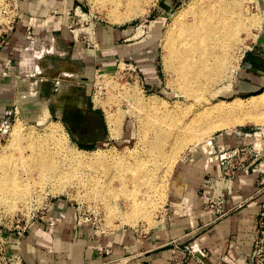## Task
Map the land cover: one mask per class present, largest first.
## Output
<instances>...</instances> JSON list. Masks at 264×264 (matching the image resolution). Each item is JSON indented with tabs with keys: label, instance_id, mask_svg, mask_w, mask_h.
I'll use <instances>...</instances> for the list:
<instances>
[{
	"label": "crops",
	"instance_id": "0c3cea01",
	"mask_svg": "<svg viewBox=\"0 0 264 264\" xmlns=\"http://www.w3.org/2000/svg\"><path fill=\"white\" fill-rule=\"evenodd\" d=\"M84 6V0H20L21 17L4 36L0 47V123L16 105L18 84L27 86L23 75L29 71L21 72L16 64L32 36L52 35L63 45L66 58L82 66L99 64L111 69L118 61L135 60L142 53L140 44L144 41H132L130 29L94 27L99 47L88 46L78 34L87 27L74 29L79 25L76 13ZM262 28L258 41H262L264 25ZM90 30L87 28L86 32L92 38ZM151 38L156 41L154 35L147 40ZM124 39L130 43L121 44ZM39 40L40 52L46 53L52 44L57 46L53 38ZM246 58L245 71L251 75L246 78L247 74L242 73V79L247 81L239 89L247 87L249 93H256L263 83L264 54L257 50L249 52ZM155 77L152 72V78ZM63 84L67 90L58 95L72 102L68 109H72L76 118L71 127L74 139L86 146L118 140L104 109L77 99L69 85ZM122 134L120 139L129 138L127 131ZM241 134H223L214 140V145L232 149L256 140L246 137L248 133ZM210 150L191 151L175 165L165 215L151 230L122 227L105 232L82 225L75 208L66 201L52 200L44 214L31 220L26 229H2L0 264H252L256 220L264 199V172L251 169L239 172L229 190L222 179L220 162L213 159ZM260 161L254 160L252 165ZM203 193L224 195L227 198L224 208L229 214L217 219L213 209L202 207ZM191 245L201 248L206 255L190 257L187 248Z\"/></svg>",
	"mask_w": 264,
	"mask_h": 264
},
{
	"label": "bare ground",
	"instance_id": "6f19581e",
	"mask_svg": "<svg viewBox=\"0 0 264 264\" xmlns=\"http://www.w3.org/2000/svg\"><path fill=\"white\" fill-rule=\"evenodd\" d=\"M122 1L93 0L91 2L95 6L99 4L100 7L109 6V18L113 21L125 22L135 17V15L143 13V9L139 7L137 0H127L124 4H122ZM147 1L150 2L151 0ZM100 2L103 3V6ZM120 5H126L127 10L124 15H120ZM251 10L254 11V8L252 9L250 0H190L176 13L164 36L167 69L168 72L170 71L177 76L176 86L179 88L178 90L192 101L193 105L196 106V101L202 102L197 109H191L192 106L189 107L188 112H186L188 107L184 109L187 113L185 114L186 117L183 116L184 118H178L179 115L175 113L173 115L167 114V116L166 114L165 116L160 114V116L155 113V111L159 112L158 110L161 108H159L158 99L152 97L146 100L140 97L139 93H131L126 90L128 97L139 107L138 112L142 109L150 110L152 113V116L148 117L146 121L143 120L144 118L139 119L142 124V132L139 137L141 145L144 146L143 149L141 145H138L131 149L128 155L99 153L92 158L81 154L82 150H79L80 152L72 151L70 148L64 150V142L68 145L67 132L62 125L56 122L49 125L44 134H30L32 135L30 139L26 137L24 140L25 135L22 132L16 133L15 145L21 150V154L9 157L0 152V204L9 201L11 203L26 201L27 203L28 199L30 200L27 185L33 179L32 173L36 171L39 173L38 179L40 181L36 182V178L34 181L39 186L50 184L53 190L58 192L66 190L68 185L77 183L80 184L81 188L86 186L91 188V183L90 185L89 182L85 183L86 180L93 183L92 185L95 188L92 189H97L94 192L98 191L99 194L105 197L101 198L102 200H108L109 194L122 192L125 194V201H128V203L126 202L128 206L126 205L124 208L119 207V205L113 206L110 210L111 215L121 214L123 220L133 224L134 227L141 219L153 224L154 219L161 213V210H166L163 201L167 179L170 176L169 173L172 171L177 154L183 152L180 150L195 142L200 144L201 138L211 135L215 129L221 126L238 122L243 123L248 118L264 123V112L256 115L252 112L254 109L264 107V92L253 96L252 102L242 100L209 102L206 98L216 86L231 81L236 69L233 62L241 41L240 34L243 31L251 34L250 29L252 26L258 25L254 17L256 15L253 16ZM39 42L40 40L37 41L36 45L29 48L27 51L28 56L24 60V63L27 64L24 67H28L24 69L29 71V75H34L33 71L29 69L31 60L40 66L44 54L50 53L49 50L46 53L38 51L37 45ZM13 71H15V68ZM16 72L18 73L17 70ZM70 75L65 73L63 77ZM39 79L36 80V83L40 85L39 82L42 81V78ZM58 81H56V84L59 86ZM31 84L35 83L31 82L28 85ZM21 93L23 91L19 94L21 95ZM163 110L162 112H164ZM181 111L184 113L183 110ZM237 113L250 114L248 117L243 116L241 118L236 115ZM221 115L224 116L212 118V116ZM122 118L123 115L120 120ZM118 119L115 120L110 116L108 122L111 125L112 133L119 137V126L122 128L119 124L124 119L120 123ZM135 171L141 172L139 178L135 176ZM106 173H111L113 177L119 179L120 188L118 190L108 187V182L104 179ZM111 175L110 177H112ZM130 176L133 180L127 181ZM102 188L105 192H102ZM100 190L102 193L99 192ZM2 195H6L7 198L4 199ZM14 205L16 207V203ZM15 207L12 206L11 208Z\"/></svg>",
	"mask_w": 264,
	"mask_h": 264
},
{
	"label": "rangeland",
	"instance_id": "374dc122",
	"mask_svg": "<svg viewBox=\"0 0 264 264\" xmlns=\"http://www.w3.org/2000/svg\"><path fill=\"white\" fill-rule=\"evenodd\" d=\"M6 1L7 0H0V24L5 21L2 9L6 5ZM91 1L93 0H84L85 6L83 9V13L85 15H82L83 13H81V15L83 16L81 19V23L75 26L74 29L80 30L82 26L91 28L92 30H90V32L93 37L91 38L90 36H88V33L86 32L87 28L84 32L78 31L79 36H81L82 38L83 35L87 34L88 38L92 39L91 41H93V45L95 46V48H97L99 47V40L96 36L95 29L101 27H112L115 29H130L133 32L132 38L134 37L132 41H144L141 42L144 43L143 45L140 44L142 46L141 51L143 50L142 53L139 54L138 57L135 58V60H128L124 58L118 61L114 68L106 69L103 65L99 64H88L86 66H82L81 64L70 61L68 57L66 58V50L62 48L63 45H61V47L59 45V42L57 46L52 45L51 48L48 49L50 53L46 54L40 66L36 65V63L31 60V66H29V69L33 71L34 75H23V79H25L27 82L25 83V85H27L28 88L27 86L23 87V85H21V82L18 84L19 86L17 87L15 94L16 105L11 114H9L4 119V121L0 123V126L2 128L0 130V152L5 153L9 157L19 156L21 154V150H19V148L15 145L17 138L16 135L18 133H24V140L26 137L27 139H30L32 137V135L30 134H44L48 126L51 125L53 122H56L62 125L67 132L66 136L68 140V145L64 142V150L66 148H70L72 151L78 152H80L79 150H82L81 154L90 158L99 153H117L120 155H128L131 152V149H134L136 146L141 145L139 135L142 132V124L141 120L139 119L144 118L143 120L146 121L148 117L152 116V113L150 112V110L146 111L142 109L139 110L142 113L138 112L139 107L133 100L128 97V94L126 93L127 91H130L131 93L134 92L136 94L139 93V96L146 100L152 97L158 99V102L160 104L159 108L161 107L158 111H161V113L157 111H155V113H157L158 115L161 114L162 116H165V114L166 116L167 114L173 115V113H175L176 115L178 114V118L181 119L186 117L185 114H187L186 112L190 110V106H192L190 107L191 109H197V107H200L199 105L202 101H196L195 106L192 104V101H190L186 96H184L181 91L178 90L179 88L176 86L177 76L170 71L168 72L167 69V53L164 46V36L168 25L170 24L171 20H173L176 13L180 9H182L184 5L187 4L190 0H149L150 2H148L147 0H137L139 7L143 9L144 14H137L135 15V17L125 22L111 20L109 18L110 15L108 5V7H100V4L95 6ZM122 2V4H124L125 2H127V0H123ZM100 3L103 6V3ZM250 3L252 5V9L254 8V11L251 10V13L253 16L256 15L254 17L256 19V24L258 25L252 26V28L250 29L251 34H248L247 31L241 32V41L238 45V49L236 51V58L233 62L236 69L231 78V81L225 82L212 89V91H210V93L206 97L209 102H216L219 100L232 102L235 100H242L244 102H252L253 96L260 95L262 92H264V76L262 78L263 83H260V88L256 93H249L251 92V90L247 87L243 88V90L239 89V87H242L241 83L247 81L242 79V73L247 74H244V77L246 78L249 77L248 75H251L248 71H245V67L248 65L246 62V57L248 56V53L255 52L258 50L259 52H262L264 54V30L261 33L262 41H258V35L261 29H263L262 27L264 25V0H250ZM126 10V5H120V15H124V13H126ZM86 20L90 21L91 25H86ZM83 23H85V26ZM94 27L96 28L94 29ZM150 35H154V38L156 40L155 42L153 38L147 40V37H150ZM156 37L158 38L156 39ZM125 40L126 39L122 40L121 44L130 43L126 42ZM257 45L260 47L259 49ZM27 56L28 54L26 53L23 56V59H19V63L16 64V66L22 68L18 69L21 70V72H24L28 68L24 67L25 65H27L26 63H24V60ZM39 72L42 75H37ZM152 72L156 74L155 78H152ZM65 73H67V75H71L68 77H63V74ZM26 75H29V77H25ZM39 78H42V81L39 82L40 85L36 83V80ZM56 81L59 82V86H55ZM31 82H34L35 84L28 85ZM64 82L69 85L68 88L69 90H71L70 92L75 93L78 96L77 99H83L84 101L91 102V104L96 105L100 109H104L107 115V119H109V117L111 116L115 120L117 118H119L118 120H120V117L123 115V118L119 121L120 123L124 119L122 123L119 124L122 126V128L119 126L120 129L118 132V140L103 141L99 144L86 146L74 139L72 128L69 122L63 118L65 116V112H63V109L65 110L66 108H68L71 101H64L65 99L62 100L57 94L59 93V87H61V92H65L67 90L66 86L63 84ZM22 91L23 93H21L20 95L19 93ZM164 102H166L167 104H165ZM163 104H165L166 107ZM166 108L168 109V111ZM186 108L187 110L185 112L184 109ZM58 109L60 110L58 111ZM165 109L167 112L165 111ZM69 110H71L72 112L71 108ZM162 110L165 113L162 112ZM172 110H174L175 112H169ZM179 110L181 113L179 112ZM181 110H183L184 113H182ZM130 111H134V115L133 113L131 114ZM252 112L254 115L263 113L264 107L262 106L257 109H254ZM249 114L250 113H237L236 115L242 118L243 116L248 117ZM69 116L70 122L72 121L71 125H73L76 118L73 114ZM222 116L224 115L214 117L212 116V118L215 119L220 118ZM5 126H7L8 128L5 129ZM126 131L129 133V138L120 139L121 135H123L122 133ZM227 132L251 133L253 135L256 134L258 139V148L262 149L264 146L263 141L260 138L261 136H264V123L257 122L248 118L243 123L238 122L231 125L221 126L218 129H215L211 135H207L206 137L201 138L199 141V143L201 142L200 144H197L198 142H195L193 144L188 145L185 149L180 150L183 152L177 154L174 166L171 170L173 171L175 165L191 151L200 149H212L211 146H213V138L220 134H225ZM141 147L142 149L144 148L143 144L141 145ZM51 149H53V147H51ZM78 171L77 175L79 174ZM172 171H170V176L167 179L168 181L163 201V206L165 208L171 185L170 179ZM135 172V176H138L137 178H139L141 176V172ZM38 174L39 173H37L36 171L33 172V179H31L27 185V190L29 192L30 198V200L28 199L27 203L26 201L18 203H11L9 201L7 203L4 202V204H0V229L12 228V220L14 219L16 220L24 218L26 220H31L34 215H40L39 211L44 209V207L46 211L48 209L50 201L52 200L66 201L71 207L75 208L77 213L78 207L82 209V214L84 210L94 211L95 214L91 215V217L93 218L92 221L96 219V225L93 226V224H91L90 222H83L81 223L82 225L96 227L97 229L103 230L105 232H111L122 227H134L133 224L129 223L126 220H123L121 214L117 215L114 213L115 215H111L110 213V210L113 208V206L119 205V207L121 206V208L126 207L128 201H125L126 198L124 193L115 192L109 194V199L106 201L103 199V201L101 198L105 197L99 194L98 191L94 192L97 189L93 190L95 187L92 185L93 183L89 180H86L85 183L89 182V185L91 183V188L89 186L81 188L79 186L80 184L77 183L68 185L66 190L58 192L54 191L52 185L50 184H43V186H39L36 183L40 181L38 179ZM110 175L111 173H106V178H104L108 182V187L112 189L115 188L118 190L120 188L119 179H116V177H113L112 175V177H110ZM34 179L36 182L34 181ZM131 180H133L132 176L128 177L127 181ZM29 184L32 186H30ZM41 186L44 190L41 189ZM102 190V192H105L104 188H102ZM87 192H89L90 194ZM99 192L102 193L101 190ZM2 197L4 199L7 198L6 195H2ZM15 203L16 207L14 205ZM12 206H14L15 208H11ZM8 208L13 210H9ZM165 212L166 210L162 209L161 213L154 219L153 224L141 219L137 226H135V228L144 231L151 230L158 224V221L164 217ZM87 216L89 217L88 212L84 217ZM195 251L196 253H193L194 256H196L197 254L199 255V247L195 246ZM189 256L191 257L192 255L189 254Z\"/></svg>",
	"mask_w": 264,
	"mask_h": 264
},
{
	"label": "built area",
	"instance_id": "2783aa9c",
	"mask_svg": "<svg viewBox=\"0 0 264 264\" xmlns=\"http://www.w3.org/2000/svg\"><path fill=\"white\" fill-rule=\"evenodd\" d=\"M83 9L76 13L77 17V24L81 23ZM2 13L4 16L5 21L0 24V47L1 42L4 36L10 32L13 28L15 23H17L18 19L21 17V7H20V0H7L6 5L2 9ZM84 14V13H83ZM90 21L86 20V25H91ZM85 25V23H83ZM76 32V31H74ZM89 36V35H88ZM87 34L83 35V39L87 43L88 46H94L93 41H91V38H88ZM79 37V36H78ZM54 39L55 44L58 45V40L54 38L50 34H45L43 36H32L31 37V43L29 47L26 48L24 51V55L27 53L30 47H33L36 45L38 39ZM61 48V47H60ZM23 55V56H24ZM46 54H44L43 59L45 58ZM23 59V57H22ZM42 62V61H41ZM58 86V85H57ZM4 121V120H3ZM8 127L5 126V129ZM0 126V130H1ZM226 135H242L241 133L237 132H227ZM223 134H220L213 138L212 143L213 146L210 150V153L212 154L213 159L220 162L221 168H222V179L226 181L228 184L229 190L233 187V182L236 177V175L244 171L246 169H251L252 172L261 173L264 172V146L262 149L258 148L257 144V135L256 134H247L246 137H254L256 140L254 142L250 143H241L240 145L230 149L225 146L223 147H215L214 140L221 136ZM261 140H264V136L260 137ZM264 145V141H263ZM258 161L261 160L259 163H254L252 165V161ZM227 198L224 195H207L203 193L200 197V205L202 207L213 209L217 213V219H221L229 214V211H225L224 204L226 203ZM35 205V204H34ZM84 210V209H83ZM78 215H79V221L80 223L83 222H90L93 224V226L96 225V219L92 221L91 215H94V211L91 210H84L82 214V209L77 208ZM45 207L41 211H39L40 214H44ZM87 212L89 213V217H84ZM39 217L38 215H34L31 220L37 219ZM31 220H26L24 218L20 219H14L12 220L13 227L10 229H26L28 226V223ZM2 229H0V235H1ZM196 245H191L187 248V251L189 254L194 255L193 253H196L195 251ZM190 250V252H189ZM198 253L202 255H206L201 248H199ZM252 264H264V199L261 203V208L259 211V214L257 216L256 220V235H255V244L254 249L251 257Z\"/></svg>",
	"mask_w": 264,
	"mask_h": 264
},
{
	"label": "water",
	"instance_id": "95a60500",
	"mask_svg": "<svg viewBox=\"0 0 264 264\" xmlns=\"http://www.w3.org/2000/svg\"><path fill=\"white\" fill-rule=\"evenodd\" d=\"M163 5H166V4H163ZM58 92H60V87H59V89H58ZM57 94H59V93H57ZM64 112H65V116L63 117L65 120H67L68 122H69V124H70V126L72 127V125H71V122H70V116L69 115H71V114H73L68 108H66L65 110H64Z\"/></svg>",
	"mask_w": 264,
	"mask_h": 264
}]
</instances>
